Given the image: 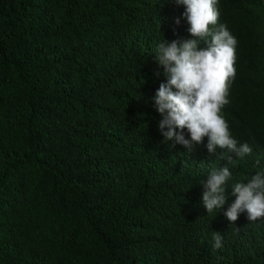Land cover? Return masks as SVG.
Returning <instances> with one entry per match:
<instances>
[{
	"label": "trees",
	"instance_id": "obj_1",
	"mask_svg": "<svg viewBox=\"0 0 264 264\" xmlns=\"http://www.w3.org/2000/svg\"><path fill=\"white\" fill-rule=\"evenodd\" d=\"M217 8L214 30L236 39L240 65L222 113L238 145L259 142L264 0ZM185 11L175 0H0V264H264V217L224 215L233 185L257 174L254 153H210L208 137L189 151L159 128L158 45L193 39ZM225 166L227 203L208 213L202 184Z\"/></svg>",
	"mask_w": 264,
	"mask_h": 264
},
{
	"label": "clouds",
	"instance_id": "obj_2",
	"mask_svg": "<svg viewBox=\"0 0 264 264\" xmlns=\"http://www.w3.org/2000/svg\"><path fill=\"white\" fill-rule=\"evenodd\" d=\"M175 3L185 6L184 16L193 39L163 40L158 45L156 61L167 76V82L160 84L154 97L156 110L162 116L161 134L165 141H174L189 151L208 137L210 153L214 154L217 148L227 149L240 158L254 153L257 174L247 183L233 185L230 195L235 199L224 215L235 223L246 212L249 221H256L264 217V139L259 142L250 139L249 144L238 145L222 113L229 103L227 97L235 70L240 66L235 50L237 41L226 26L214 30L220 15L218 0H175ZM256 39L260 44L262 39ZM200 40L207 47H198ZM248 54L247 50L246 57ZM185 129L190 139L185 137ZM230 179L231 172L225 166L213 169L203 182L202 202L208 213L222 209L227 203L226 184ZM213 240L214 248L222 247L221 233L214 232Z\"/></svg>",
	"mask_w": 264,
	"mask_h": 264
}]
</instances>
